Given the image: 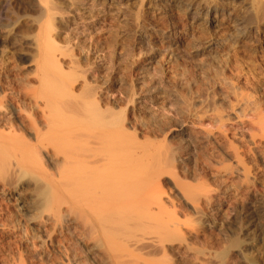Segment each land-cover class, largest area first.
<instances>
[{
	"label": "bare ground",
	"instance_id": "obj_1",
	"mask_svg": "<svg viewBox=\"0 0 264 264\" xmlns=\"http://www.w3.org/2000/svg\"><path fill=\"white\" fill-rule=\"evenodd\" d=\"M36 2L35 76L20 78V67L0 56V188L12 194L11 203L0 198L1 226L10 228L11 223L19 226L23 222V237L31 242L33 252L41 254V260L48 244L30 224L47 221L50 228L46 232L53 244L69 239L63 233L59 240L56 234L58 227L61 233L66 219L65 227L73 228L76 243L94 253L93 264H155L159 260L170 264L175 254L170 243L180 240H175L178 235L187 245V239L193 240V229L188 228L191 221L183 217L190 211L205 213L220 193L230 191L228 187L242 190L238 184L243 181L234 180L239 173L247 187H255L253 181L262 171L258 160L264 157V106L263 99L256 98L264 93L261 79L257 80L258 74L264 78V62L257 75L250 68L244 71L238 53L224 60L220 52L225 47L220 46L201 68L202 81L195 79L194 85L188 80L178 85L174 81L177 69L172 65L166 86L181 98L176 101L179 107L173 116L148 114L143 101L135 102L136 94L151 90L137 87L135 82L144 68L129 60L130 54L118 39L120 33L112 31L123 26L104 15L107 23L103 24L111 27L108 35L95 32L96 23L86 22L85 29L94 33L78 32L77 41L71 43L70 37L60 33L65 23L55 17L63 10H57L52 0ZM249 4L245 18L261 31L264 0H250ZM139 12L132 16L136 22ZM8 13L5 4L0 5V25L3 20H13ZM214 17H209V25L214 24ZM212 35L208 32L201 37L209 43ZM118 49L125 56L119 60L110 54ZM92 50H109L104 54V68L92 60ZM184 72L195 77L192 66L185 65ZM115 82L122 96L111 99ZM156 98L148 97L165 109L164 98ZM246 113L250 118H245ZM179 122L187 125L198 149L192 179L180 172L178 157L188 154L182 139L168 134ZM17 226H11L15 233ZM15 243L16 250L6 247L8 264H30L31 259L23 257L24 246Z\"/></svg>",
	"mask_w": 264,
	"mask_h": 264
},
{
	"label": "rangeland",
	"instance_id": "obj_2",
	"mask_svg": "<svg viewBox=\"0 0 264 264\" xmlns=\"http://www.w3.org/2000/svg\"><path fill=\"white\" fill-rule=\"evenodd\" d=\"M52 1L56 7L59 8L57 10L64 11V13L60 11L62 16L57 14L55 17H60L59 20L61 19L60 21L65 23V28L61 29L60 33L62 36L70 37L71 43L77 41L76 36L78 32H81L82 35L90 32V30L85 29L86 22L87 24L90 22L96 23L95 28L97 30H95V32L100 31L104 36L108 35V29L110 30L111 27L108 24H103L107 23V21H103L104 15H110L109 20L112 19L116 21V23L118 22L120 26H123L119 29L117 28L119 32H117L115 27L112 31L113 33H120L118 39H120L119 41L121 42L123 41L122 43L125 46V48H123L126 53L130 54V57H128L129 60L134 61V65L144 68V71L143 69L138 71L139 73L135 77V82L137 87L142 85H144V87L149 86L151 90H145L141 94H136L135 102L137 104L144 102L148 107V109L146 108V112H149L148 114L156 112V114L167 113L173 116V113H175L179 107L176 101H181V98L166 86L168 75L173 74L169 73L168 68L172 65V67L177 69L174 81H176L178 85L187 83V80L194 85L196 80L202 81L204 76L202 67L205 68L207 66L209 58L215 54L213 51H217L220 46L225 47V49L220 52L224 60L234 53H238V64L244 71H248L247 69L250 68L251 70L249 69V71L253 70L252 72L258 74L261 69V62H264V29L256 31V23H252L253 21L245 18V11H248L250 8V0H142V2L141 0ZM2 4H5L7 12L9 11V13H12H10V18L13 20H3L0 25V40L2 41L0 44V56L7 57L8 62L12 61L15 65L20 67V72L21 74L23 73L20 78L25 79V77L28 76H35V71L33 72L34 65L32 64H34V61L32 60V56L34 51H36L35 35L37 33V25L39 24H37V21L33 20V15L37 13V2L36 0H0V5ZM135 11H140L137 22L133 19L134 17L132 18L136 13ZM210 14L213 15V17L215 16V22L211 25H209ZM15 18L19 19L20 22H16ZM233 18L237 21H233ZM101 23L103 25H101ZM124 24L126 25L125 27ZM100 27H103V29H100ZM208 32L210 35L213 34V38L209 43L201 37ZM93 33L94 31L89 34ZM105 50L96 52L95 50L91 51L92 60H95L103 68L107 61L104 54L110 53H108L109 50ZM110 54L117 60L125 57L123 55L121 56V51H119V49ZM185 65H187V67H194V78H190V76L184 72ZM103 71L105 72L104 69ZM219 76L222 77V74H218V77ZM257 76H259V79L257 78L258 81L261 79L259 85L264 89V78L259 74ZM150 77H153V80H149ZM224 81L226 80L223 79L222 82ZM152 83L155 86H159V88H154ZM118 86L119 83L115 82L114 91H112L110 95L111 99L122 96L118 91ZM137 92H140V90L138 89ZM259 94L261 97L257 94L256 98L259 100L263 99L262 103L264 106V93L263 96L261 92ZM140 95L144 98H141ZM149 96H155L157 100L160 99L159 101L164 98L165 109L151 102L148 99ZM261 110L263 112V109ZM236 112L240 114L238 110ZM246 114L245 118H250V115H248L250 113ZM240 115L244 118L242 114ZM138 117L142 120L141 116ZM176 117L178 118V115H176ZM179 124L174 126V129L172 128V131H169L168 134L171 133L175 135V137H180L182 139L181 142L185 147V152L188 154L183 155V157H178V161L182 164L180 172L188 175V179H192L194 169H196L195 161L198 157V149L192 142V134L187 125L182 122H179ZM241 130L246 133L248 132L247 127H242ZM200 157L203 158L201 155ZM201 158L200 160H202ZM201 163L202 162H200V165ZM232 166H235L234 163H232ZM258 166L262 171H260L256 180L253 181L255 187H250L249 185L247 187L248 182L245 183L246 180L242 176L240 177V171H237L239 174H237L234 180H236L237 183L243 181L238 184L242 190H240V188L238 189V186L228 187V189L226 188V190H230L228 191L229 193L227 192L228 199L226 198L227 193L225 195L220 193L218 195L220 196L218 197L219 200H216L213 207L206 209L205 213H194L190 211L189 217H183L184 220L189 219L188 221L192 222H190L191 226L189 225L190 227L188 226V228L193 229L190 234L193 236V240L190 241L187 239L190 243V245H187L186 239L182 236L184 241L181 239V236L178 235V238H175V240H180L173 241V244L170 243L175 253L171 258L173 261H169L170 264H264V157L258 160ZM197 170L199 171L200 169ZM233 175H236V173ZM1 190L2 188H0V198L4 197L7 202L11 203V192L8 194L6 190ZM200 194L201 193H198V195ZM10 198L11 200H9ZM188 202L190 203L191 200ZM44 219L47 220L46 214H44ZM63 220V230L60 233L59 227L57 228V238L60 240L62 234L65 233L68 235L69 239L67 241L62 240L60 243L54 241L53 244H50L46 232L49 231L50 228L47 221L43 223L39 222V224L37 222L30 224V229L34 231L38 230L37 232L41 238L48 244L47 248L42 253V260L41 254L33 252L31 250V242H29V240L26 241V238L23 237L25 235V224H23V222L19 221V226L11 223L12 227H18L17 234L13 232L11 226L10 228H4L0 224V249H2V252L0 251V264H8L10 262L9 257H6L4 254H7L8 247H12L14 244L16 245L15 242L18 241L19 243L22 241L20 245L21 247L24 246V250H26V252L24 251L23 253L25 254L23 257L25 259H31L30 264H89L90 262L93 264L92 259L95 258L94 253L89 249L87 250L80 247L76 243L77 238L73 228H66V219ZM15 229L16 228H14V231ZM190 229L188 230L190 231ZM70 246H72V248ZM75 246L76 248L78 247V249L75 250ZM14 248L15 246L13 249ZM77 251L80 252L78 253ZM156 262L154 263L164 264V262L160 260L158 263Z\"/></svg>",
	"mask_w": 264,
	"mask_h": 264
}]
</instances>
